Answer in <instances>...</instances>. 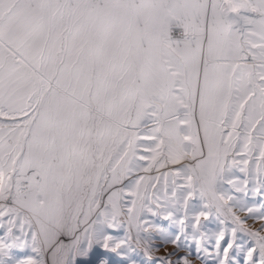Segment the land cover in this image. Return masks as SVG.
<instances>
[{"label": "snow or ice", "instance_id": "obj_1", "mask_svg": "<svg viewBox=\"0 0 264 264\" xmlns=\"http://www.w3.org/2000/svg\"><path fill=\"white\" fill-rule=\"evenodd\" d=\"M198 260L264 264V0H0V264Z\"/></svg>", "mask_w": 264, "mask_h": 264}, {"label": "rangeland", "instance_id": "obj_2", "mask_svg": "<svg viewBox=\"0 0 264 264\" xmlns=\"http://www.w3.org/2000/svg\"><path fill=\"white\" fill-rule=\"evenodd\" d=\"M238 214L241 215L242 217L245 215V213H242V212L241 213H238ZM248 223L252 227H259V224L258 223H255L254 224L252 220H249ZM163 251H164V249H161V252H163ZM137 259H139V257H137ZM196 264H201V262L198 260L196 262ZM209 264H211V261H209Z\"/></svg>", "mask_w": 264, "mask_h": 264}]
</instances>
